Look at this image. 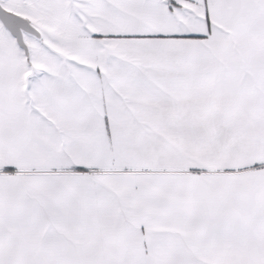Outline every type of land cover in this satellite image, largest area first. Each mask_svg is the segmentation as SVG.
<instances>
[{"label": "snow or ice", "instance_id": "obj_1", "mask_svg": "<svg viewBox=\"0 0 264 264\" xmlns=\"http://www.w3.org/2000/svg\"><path fill=\"white\" fill-rule=\"evenodd\" d=\"M0 264H264V0H0Z\"/></svg>", "mask_w": 264, "mask_h": 264}]
</instances>
